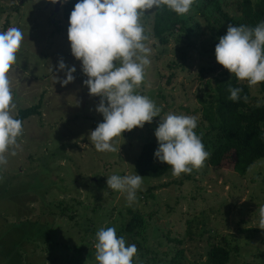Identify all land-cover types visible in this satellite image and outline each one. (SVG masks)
<instances>
[{
	"label": "rangeland",
	"instance_id": "1",
	"mask_svg": "<svg viewBox=\"0 0 264 264\" xmlns=\"http://www.w3.org/2000/svg\"><path fill=\"white\" fill-rule=\"evenodd\" d=\"M65 1L53 16L51 1L0 0V31L18 27L24 37L17 64L7 74L16 104L12 114L41 101L40 112L23 120L18 147L10 148L7 163L0 165V264H98L96 232L114 227L119 236L128 210L145 220L143 245L160 246L168 257L179 248L182 264H207L210 244H223L222 237L231 248L227 264H264V229L257 227L264 207L263 157L243 175L213 167L208 159L204 167L180 177L172 175L170 166L161 177L143 176L131 204L127 193L107 186L113 174H137L135 162L145 143L158 147L154 131L160 117L114 138L117 152L96 150L90 132L103 122L96 111L100 97L90 95L79 77L81 62L71 53L69 21L62 15ZM236 1L224 0L221 7L232 14ZM206 6L212 2L196 0L184 14L182 29L165 44L152 34L155 8L146 10L140 22L148 36L150 64L136 90L161 108V117L196 116L194 131L200 137L207 128L201 97L209 98L201 83L214 86L226 70L215 59L219 37L210 29ZM60 60L65 70H58ZM71 66L75 79L62 86L59 80ZM250 88L254 99L262 101L257 85ZM207 139H201L204 145Z\"/></svg>",
	"mask_w": 264,
	"mask_h": 264
},
{
	"label": "clouds",
	"instance_id": "2",
	"mask_svg": "<svg viewBox=\"0 0 264 264\" xmlns=\"http://www.w3.org/2000/svg\"><path fill=\"white\" fill-rule=\"evenodd\" d=\"M56 3L57 0H51ZM63 2V0H61ZM196 0H78L69 16L67 29L71 53L81 62L87 76L83 83L89 94L99 96L96 111L103 116L90 132V140L97 151L117 152L113 140L123 131L143 127L159 116L154 131L158 147L154 156L171 166L172 175L180 177L193 169L204 167L210 153L205 150L201 137L194 131L197 117L169 113L161 117V108L148 97L138 94L137 89L145 79V68L150 64L151 49L146 46L148 36L141 24L146 10L167 6L177 15L188 13ZM18 27L0 31V165L7 163L6 153L18 147L17 138L23 133L22 121L14 118L11 82L7 75L17 64V53L23 41ZM215 59L240 81L249 86L264 82V21L255 27L246 25L227 27L225 35L215 45ZM119 62V64H117ZM63 60L58 70H65ZM75 66L67 67L62 86L74 81ZM55 79H59L55 77ZM229 100L247 101L241 97L242 89L229 85ZM105 101L107 103H105ZM259 107V105H257ZM11 155H16L13 150ZM107 186L127 193V202L136 199L142 188L143 176L116 175L107 177ZM257 227L264 229V207L259 210ZM95 260L98 264H132L137 254L135 244L126 246L125 239L118 237L114 227L99 229L96 234Z\"/></svg>",
	"mask_w": 264,
	"mask_h": 264
},
{
	"label": "trees",
	"instance_id": "3",
	"mask_svg": "<svg viewBox=\"0 0 264 264\" xmlns=\"http://www.w3.org/2000/svg\"><path fill=\"white\" fill-rule=\"evenodd\" d=\"M224 0H210L212 6H206L204 14L214 35L221 37L226 34L227 27L246 25L255 27L264 21V0H237L235 12L229 14L221 5ZM78 0H66L62 6V15L69 21V16ZM208 16V17H207ZM186 15H177L174 11L163 6L155 8L152 34L162 44L169 40V36L182 29L186 23ZM217 41L214 39L213 44ZM203 71H205L203 69ZM201 75V74H200ZM229 85L242 89L241 97L247 96V101L228 99ZM209 98L201 97L202 114L207 128L203 137H207L205 149L209 151L208 163L213 167L232 170L240 175L247 172L250 165L257 159L264 158V82L257 84L258 93L262 101H256L252 96L251 88L245 81L238 80L227 69L216 78V84L210 85L208 80L201 83ZM211 92V94H210ZM259 105V107L257 106ZM41 101L36 104L20 108L14 118L24 119L39 113ZM157 149L153 142H147L136 159L134 171L138 175L158 178L170 166L160 162L154 152ZM128 218L117 229L118 237H123L126 246L135 244L138 253L133 257L135 264H182L180 257L182 250L176 249L172 256L158 248L143 245L146 238H140V231L145 224L143 216L133 210H128ZM223 244L211 243L205 253L207 264H227L231 255V248L227 245L226 238ZM175 241L181 242L179 239ZM93 249V248H92ZM165 249V248H163ZM95 250V249H94ZM94 250L93 251L94 253ZM163 253L165 255H163ZM91 254V253H89Z\"/></svg>",
	"mask_w": 264,
	"mask_h": 264
},
{
	"label": "water",
	"instance_id": "4",
	"mask_svg": "<svg viewBox=\"0 0 264 264\" xmlns=\"http://www.w3.org/2000/svg\"><path fill=\"white\" fill-rule=\"evenodd\" d=\"M47 1H50V0H47ZM60 2H61V0H57V2L54 3V11L52 12L53 16L58 12V10L60 8Z\"/></svg>",
	"mask_w": 264,
	"mask_h": 264
},
{
	"label": "built area",
	"instance_id": "5",
	"mask_svg": "<svg viewBox=\"0 0 264 264\" xmlns=\"http://www.w3.org/2000/svg\"><path fill=\"white\" fill-rule=\"evenodd\" d=\"M79 77L84 81L87 79V76L84 73H80Z\"/></svg>",
	"mask_w": 264,
	"mask_h": 264
},
{
	"label": "flooded vegetation",
	"instance_id": "6",
	"mask_svg": "<svg viewBox=\"0 0 264 264\" xmlns=\"http://www.w3.org/2000/svg\"><path fill=\"white\" fill-rule=\"evenodd\" d=\"M51 1V0H50ZM50 1H47L48 3L50 2ZM53 4V8H54V3H52Z\"/></svg>",
	"mask_w": 264,
	"mask_h": 264
},
{
	"label": "crops",
	"instance_id": "7",
	"mask_svg": "<svg viewBox=\"0 0 264 264\" xmlns=\"http://www.w3.org/2000/svg\"><path fill=\"white\" fill-rule=\"evenodd\" d=\"M41 107V106H40ZM39 112H40V108H39Z\"/></svg>",
	"mask_w": 264,
	"mask_h": 264
}]
</instances>
